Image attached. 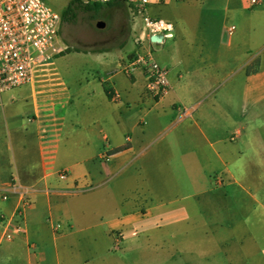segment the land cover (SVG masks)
<instances>
[{"label": "crops", "instance_id": "0c3cea01", "mask_svg": "<svg viewBox=\"0 0 264 264\" xmlns=\"http://www.w3.org/2000/svg\"><path fill=\"white\" fill-rule=\"evenodd\" d=\"M152 7L163 8L152 17L174 27L173 38L154 47V54L162 53L157 61L168 70L170 88L163 97L149 93L143 72L129 76L123 71L135 51L132 40L119 51L104 53L98 61L96 84L85 79V85L78 82L72 89L55 66V75L39 86L48 93L43 100L51 101L50 109L40 110L32 91L19 101L15 91L0 94V195L10 191L8 201L0 196V214L11 215L23 194L30 199L22 231L7 240L5 229H0V264H62L63 256L69 258L74 223L90 210L110 209L106 225L112 238L117 233L124 239L139 234L176 238L179 232L187 235L196 228L201 233L206 229L220 197L201 185L191 168H198L203 160L225 162L229 154H222L218 144L212 143L195 115L208 95L213 93L217 101L215 88L236 70L244 77L241 99L252 106L264 101V0L258 5L251 0H170L150 5L148 12ZM118 74L124 77L122 85ZM109 91L117 93V102L111 100ZM136 103L151 104L172 117L168 132L160 131L158 137L165 134L161 138L169 151L175 146L185 150L179 156L180 178L173 175L166 181L158 174L160 162L167 166L165 158L149 151L152 143L145 132L135 135L139 127L145 128L143 119L127 126L105 120L94 123L111 114L107 105L118 109ZM192 133L204 145L187 151L186 136ZM134 164H139L136 181L143 185L135 189L131 201L125 197L119 204L116 199L112 202L113 191H127V183L134 180L126 175L133 172ZM190 189L196 192H187ZM91 199L96 200L92 205L87 201ZM253 203L264 208L256 197ZM214 243L199 238L171 246L193 248L203 264H234L229 251L223 252L224 260H212V247L219 252L224 246Z\"/></svg>", "mask_w": 264, "mask_h": 264}, {"label": "rangeland", "instance_id": "374dc122", "mask_svg": "<svg viewBox=\"0 0 264 264\" xmlns=\"http://www.w3.org/2000/svg\"><path fill=\"white\" fill-rule=\"evenodd\" d=\"M44 1L55 13L62 15L72 0ZM131 6L126 2H116L110 7L103 5L98 12L81 10L74 22L61 23L60 37L68 49L54 62L68 87L75 89L78 82L85 85V79L96 84L98 81L95 75L100 68L98 61L104 59V53L119 51L128 42L134 41L132 26L140 27L142 22L139 17L132 16L129 9ZM162 10L163 8L152 7L149 15L158 14ZM98 22H103L105 27L99 28ZM161 55L162 53L157 51L156 59L161 58ZM242 76L240 70L227 76L215 88L217 101L214 103L213 93L208 95L202 100V106L195 115L212 143L218 144L216 146L222 154H229L225 162L209 163L203 160L198 168H191L194 169L195 176L200 178L201 185H207V190H214L220 197L219 204H215V210L209 215L211 220L204 232L201 233L196 228L187 235L179 232L176 238L162 234H139L137 238L125 239L117 233L112 238L107 233L106 225V220L111 217V213H108L110 209L107 208L104 212L90 210L86 211L84 219L77 218L74 223L71 247H67L69 258L63 256L62 264H203L198 252L193 248L189 250L184 246H171L173 242L179 245L180 241L193 242L199 241V238L213 239L214 244L224 245L220 246L219 252L216 246L212 247V260H224L223 252L229 251L228 255L235 261L234 264H264V208L259 203H253L254 197L264 202V101L252 106L241 99L245 87ZM117 82L120 85L124 83L122 74H118ZM29 88L30 86H24L12 91L18 94L19 101L29 97ZM23 103L26 107L24 100L21 104ZM144 110L147 111L146 115ZM107 111L111 114L98 117L94 123L105 120L110 121L111 125L120 123L127 126L130 122L143 119L145 128L139 127L135 135L140 136L142 131L145 132L149 143H152L149 151L153 152L156 158L159 155L165 158L167 166L161 165L160 162L158 174L166 181L173 175L180 178L183 168L179 167V156L185 150L175 146L169 151L166 149L167 142L161 138L171 126L172 117L168 113H159L151 104L144 106L138 103L118 109L114 105H107ZM160 131L165 134L158 137ZM239 131L242 132L241 135ZM186 137L187 151L204 145L196 133ZM85 138L86 136L83 139ZM138 165L132 166V173H126L134 176V180L127 183V191H113L115 197H112V202L116 199L119 204L125 197L126 202L134 199L135 189L143 185L136 181L139 174L136 170ZM220 180L223 183H218L217 186L216 181L221 182ZM122 182L123 178L120 180V183ZM190 191L196 192L195 189L187 192ZM87 201L92 205L96 200Z\"/></svg>", "mask_w": 264, "mask_h": 264}, {"label": "built area", "instance_id": "2783aa9c", "mask_svg": "<svg viewBox=\"0 0 264 264\" xmlns=\"http://www.w3.org/2000/svg\"><path fill=\"white\" fill-rule=\"evenodd\" d=\"M115 1L132 5L129 7L132 16L142 22L134 29L135 51L123 71L129 76L143 72L149 93L161 98L169 90L170 82L168 70L155 57L154 47L173 38L174 27L150 16L148 9L152 4L164 5L170 0H84L82 3L103 6ZM260 2L251 0L252 5ZM61 23L62 15L55 13L44 0H0V94L30 86L32 99L40 110L50 109L51 101L43 100L48 93L41 92L39 86L43 79L55 73L54 61L68 49L60 37ZM154 37L159 40H153ZM108 93L111 100L118 101L117 93ZM9 194L5 190L2 200L8 201ZM29 205L25 193L11 215L0 214V229H5L7 240H13L22 231Z\"/></svg>", "mask_w": 264, "mask_h": 264}, {"label": "trees", "instance_id": "16d2710c", "mask_svg": "<svg viewBox=\"0 0 264 264\" xmlns=\"http://www.w3.org/2000/svg\"><path fill=\"white\" fill-rule=\"evenodd\" d=\"M112 2L107 4L106 6H112L115 4ZM102 5H91V4H83L80 0H72L65 11L62 14V22L63 23H72L76 20L78 12L86 11V12H98L102 9Z\"/></svg>", "mask_w": 264, "mask_h": 264}, {"label": "water", "instance_id": "95a60500", "mask_svg": "<svg viewBox=\"0 0 264 264\" xmlns=\"http://www.w3.org/2000/svg\"><path fill=\"white\" fill-rule=\"evenodd\" d=\"M97 26H98L99 28H104V27H105V24H104L103 22H98V23H97ZM153 40L156 41V40H159V39H158L157 37H154Z\"/></svg>", "mask_w": 264, "mask_h": 264}]
</instances>
